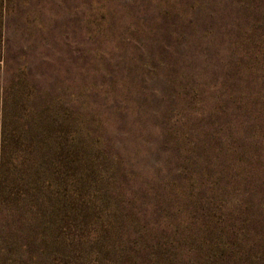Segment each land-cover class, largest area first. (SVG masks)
Segmentation results:
<instances>
[{
  "label": "trees",
  "instance_id": "1",
  "mask_svg": "<svg viewBox=\"0 0 264 264\" xmlns=\"http://www.w3.org/2000/svg\"><path fill=\"white\" fill-rule=\"evenodd\" d=\"M7 1L0 60L14 72L0 82V214L60 204L94 217L95 235L48 233L38 255L55 244L51 262L75 261L101 234L96 264H264V0L141 16V45L106 66L91 112L63 107L68 117L58 99L36 101L27 65L4 59ZM17 240L1 236L0 255L9 246L41 264Z\"/></svg>",
  "mask_w": 264,
  "mask_h": 264
},
{
  "label": "rangeland",
  "instance_id": "2",
  "mask_svg": "<svg viewBox=\"0 0 264 264\" xmlns=\"http://www.w3.org/2000/svg\"><path fill=\"white\" fill-rule=\"evenodd\" d=\"M232 1L217 0L215 7V0H9L3 24V40L5 42L6 37L9 49L4 59L15 68L24 64L28 66L26 70L40 94L36 97L37 102L42 104L46 99H58L60 113L66 117L70 113L63 107L87 114L93 108L94 94L103 92L109 85L105 82L108 78L105 75L106 66H120L123 57L132 55L134 47L141 45V16H146L145 22L141 20L147 23L152 14L162 11L215 9L227 12L232 9ZM194 3L198 4L190 8L186 6ZM108 14H114L116 18L107 19ZM4 69L5 63L0 60L2 83L14 72ZM142 78L147 81V76ZM124 81L125 87L132 83L128 77ZM111 123L115 124L117 120ZM130 142L135 141L130 138ZM50 209L48 212L36 205L30 209L22 206L13 216L19 215L12 218L1 213L0 237L14 235L22 244L30 240L31 246L27 248L34 255L33 262L55 264L50 261V258L56 260L58 254L55 244L47 248L50 258L45 254L38 255L40 236L47 237L49 233L51 239H56L57 234L75 243L81 234L84 235L82 239L95 235L88 232L93 216L74 218L71 210L64 211L60 204ZM32 214L33 220H25L24 217ZM26 233L30 234L28 238ZM105 239L100 234L97 247H87L85 257L69 262L64 260L61 264H96V251L105 253V247L101 246ZM4 248L0 264H34L24 250L19 252L9 246Z\"/></svg>",
  "mask_w": 264,
  "mask_h": 264
}]
</instances>
